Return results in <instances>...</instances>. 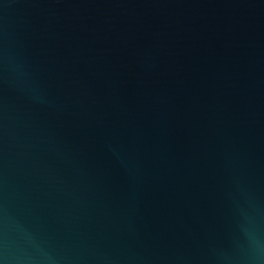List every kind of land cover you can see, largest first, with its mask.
Listing matches in <instances>:
<instances>
[{
	"label": "water",
	"instance_id": "1",
	"mask_svg": "<svg viewBox=\"0 0 264 264\" xmlns=\"http://www.w3.org/2000/svg\"><path fill=\"white\" fill-rule=\"evenodd\" d=\"M0 264H264V0H0Z\"/></svg>",
	"mask_w": 264,
	"mask_h": 264
}]
</instances>
